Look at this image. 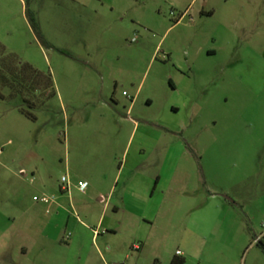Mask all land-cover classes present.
I'll use <instances>...</instances> for the list:
<instances>
[{"label": "rangeland", "instance_id": "374dc122", "mask_svg": "<svg viewBox=\"0 0 264 264\" xmlns=\"http://www.w3.org/2000/svg\"><path fill=\"white\" fill-rule=\"evenodd\" d=\"M0 46L57 91L0 97V264H264V0H0Z\"/></svg>", "mask_w": 264, "mask_h": 264}, {"label": "trees", "instance_id": "16d2710c", "mask_svg": "<svg viewBox=\"0 0 264 264\" xmlns=\"http://www.w3.org/2000/svg\"><path fill=\"white\" fill-rule=\"evenodd\" d=\"M27 16L37 38L43 45L49 46L35 14L27 10ZM4 90L8 91L7 95L4 94ZM56 95V86L50 74H44L31 64L21 62L15 54L8 53L0 46V97H10L19 101L20 112L36 120V110ZM258 246L264 252L262 241L258 242ZM184 261V259L175 258L173 264H184Z\"/></svg>", "mask_w": 264, "mask_h": 264}, {"label": "crops", "instance_id": "0c3cea01", "mask_svg": "<svg viewBox=\"0 0 264 264\" xmlns=\"http://www.w3.org/2000/svg\"><path fill=\"white\" fill-rule=\"evenodd\" d=\"M71 185H73V184H71ZM71 188H72V186H70V190L69 191H71ZM123 201V200H122ZM109 205H110V203L109 202H106L105 204H104V211H106L107 210V208L109 207ZM113 209H115V213H118L119 212V206H118V204L116 203V204H114V206H113ZM60 210H62V211H65L64 210V208H62V207H60ZM66 221V223L68 224L69 223V218L68 219H66L65 220ZM100 222H102V219H101V221ZM108 226H107V231H111V232H113V234H115L116 233V226H111V225H109V224H107ZM248 228L250 229V233L251 234H253L254 235V237H253V241L252 242H250V244H249V246H248V248H247V250H246V254H247V256L248 255H251V257H252V259H253V261H254V258L255 257H258V255H259V250H261V249H259L260 247L258 246V242L259 241H262L263 243H264V229H263V227L261 228V229H263V230H259L258 232H257V230H256V228L257 229H259L257 226H255L252 222H251V225L250 226H248ZM99 233V231H95V233H93L92 235H91V241H92V243L93 244H96L97 243V241L99 240V238H100V235L98 234ZM259 239V240H258ZM258 246V247H257ZM258 248V249H257ZM258 250V251H257ZM97 251H98V253L101 255V256H103V254L100 252V249L99 248H97ZM253 255V256H252Z\"/></svg>", "mask_w": 264, "mask_h": 264}, {"label": "built area", "instance_id": "2783aa9c", "mask_svg": "<svg viewBox=\"0 0 264 264\" xmlns=\"http://www.w3.org/2000/svg\"><path fill=\"white\" fill-rule=\"evenodd\" d=\"M70 180L67 176L62 178V191H69L70 190ZM88 187V183L86 181H79L78 188L80 191H85ZM259 240V239H258ZM180 253V251H178Z\"/></svg>", "mask_w": 264, "mask_h": 264}]
</instances>
